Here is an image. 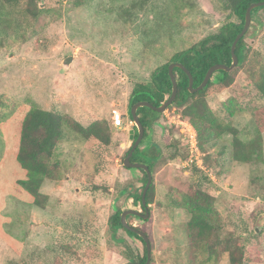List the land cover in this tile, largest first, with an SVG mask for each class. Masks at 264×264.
Listing matches in <instances>:
<instances>
[{
  "label": "rangeland",
  "instance_id": "1",
  "mask_svg": "<svg viewBox=\"0 0 264 264\" xmlns=\"http://www.w3.org/2000/svg\"><path fill=\"white\" fill-rule=\"evenodd\" d=\"M75 1L0 3V264H125L120 238L144 255L145 244L123 229L117 240L109 234L116 210H143L135 198L145 174L124 165L136 127L129 115L131 94L176 53L229 20L216 0ZM28 9L45 11L35 19ZM244 36V60L231 70V84L212 88L204 98L222 123L248 141L255 130L249 108L256 102L248 69L264 62V8L253 13ZM218 76L216 71L211 78ZM234 100L231 111H221ZM191 105L196 101L169 105L144 134L141 156L155 157L150 216L128 221L148 234L150 264H231V251H223L222 243L211 259L207 252L188 251L191 213L173 200L189 190L198 168L212 180L204 188L222 216L221 237L229 245L235 237L243 251L235 253L249 260L244 264H264V154L248 164L236 162L233 129L203 149L187 112ZM33 107L68 114L85 126L106 119L112 128V143L104 146L65 126L67 136L59 140L38 194L24 183L27 174L17 159L21 123ZM115 111L123 116L121 127L114 124ZM207 154L218 164H208Z\"/></svg>",
  "mask_w": 264,
  "mask_h": 264
},
{
  "label": "trees",
  "instance_id": "2",
  "mask_svg": "<svg viewBox=\"0 0 264 264\" xmlns=\"http://www.w3.org/2000/svg\"><path fill=\"white\" fill-rule=\"evenodd\" d=\"M21 0H0V3H7L10 6H15ZM89 0H76V5H83ZM218 7L228 12V19L216 32L209 34L201 39L198 43L190 48L176 53L170 62L163 64L152 72L151 80L146 83H138L131 94V105L129 109L130 119L133 120L131 114V107L139 101H148L156 106L165 102L172 93L173 83L169 75V65L172 62H181L186 66L193 75L194 87H198L207 70L214 64L223 63L231 65L233 62L231 47L237 35L243 30L245 24L246 11L250 4L263 0H216ZM264 8V6L257 7L252 10V15L256 10ZM44 12V9L32 11L28 9L35 19ZM235 17L236 20H230ZM243 36L236 48V54L239 62L244 60L246 44ZM177 82L178 94L172 104L179 107L185 106L189 101L195 100V106L187 110L189 115L193 118V122L199 129L201 146L206 149V145H212L216 138L221 136L223 132L228 129H233L235 135L233 141V159L239 164H248L254 158L262 157L263 150V133H264V62L260 65H253L248 69L252 82L256 88L255 103L250 106L249 111L254 116L255 130L250 133L251 137L248 141H241L239 134L235 128L227 123H222L217 116V112H213L207 107L204 96L212 89L221 87L225 88L231 84V71L226 72L219 70L217 80L212 78L207 85L197 91L191 92L189 90V76L181 68L174 69ZM231 102V101H230ZM227 102L223 104L221 111L229 112L232 110L234 104ZM138 115L145 128V136L148 135L149 129L156 122V119L161 116L163 112H157L150 107L143 106L138 108ZM65 126L69 129L76 131L83 138H95L99 142L108 146L112 143V128L106 119H99L91 124L85 126L68 114H63L53 110L43 109L41 107H33L24 117L20 128V145L17 152V159L20 166L26 171L27 180H24L26 186L34 193L38 194L40 190L41 180L43 177L48 176L53 164L52 158L58 146V142L67 136ZM138 137V130L135 127L134 140L130 148L126 151V156L132 149V146ZM226 149L222 147L221 153ZM143 148L139 144L134 150L132 161L146 163L150 170L153 171L154 158L153 156L144 158L141 156ZM143 154V153H142ZM146 155V154H145ZM206 161L210 165H217L216 160L211 159L210 154H207ZM131 169V168H129ZM144 172L145 178L143 182V189L135 198V201L141 202L144 187L148 180L147 173ZM212 183L210 177L202 170L195 168L192 174V181L190 188L187 192L183 193L180 197L174 198L173 203L176 207L187 208L191 213V219L187 224L189 246L188 251L191 256L198 250L208 253V258L211 259L216 252V246L219 243L225 245L223 251H231L230 262L231 264H244L245 256L239 257L235 251L242 250L236 249L235 237L231 235L229 240L220 235L222 228V216L217 209L216 199L205 188V184ZM152 185L147 191V203H151ZM143 206V205H142ZM122 210H116L110 217V231L113 237L117 240V233L123 229L128 235L141 240L144 244L143 238L123 226L121 214ZM133 215H129L127 219ZM256 231V230H255ZM124 246L121 250L122 256L131 262L145 263L147 261V248L145 244L144 255L140 256L132 247L126 242L125 239L117 240ZM232 247L231 249L229 246ZM63 250L70 252L68 246H64ZM61 259V258H60ZM59 259V261H60ZM58 261V262H59ZM58 264V263H57Z\"/></svg>",
  "mask_w": 264,
  "mask_h": 264
},
{
  "label": "water",
  "instance_id": "3",
  "mask_svg": "<svg viewBox=\"0 0 264 264\" xmlns=\"http://www.w3.org/2000/svg\"><path fill=\"white\" fill-rule=\"evenodd\" d=\"M261 6H264V0L259 1V2H254V3L250 4V6L248 7V9L246 11L245 24H244L243 30L237 35V37L234 40L232 47H231L232 58H233V62L231 65H226L223 63H217V64L212 65L207 70L206 75H205L202 83L198 87H194V78H193V75L190 72V70L186 66H184L181 62H172L169 65V75H170V78H171L172 83H173L172 93H171L170 97L159 106H156V105H154L148 101H139V102H136L135 104L132 105L131 114L133 116V120L136 123V127L138 129V137L136 138V140L132 146V149L129 151L128 155L125 157L124 165L127 168L143 169L148 175V180H147V183L144 187L143 196H142V205H143V207H146V211L144 213V212L139 211V210L126 209L122 212L121 219H122L123 226L126 229H128L134 233H137L138 235H140L143 238V240L146 244V248H147V261L145 263L127 261L125 264H150L151 259H152V246H151V241H150L148 234L145 231L138 228L137 226L129 223V221L127 219V217L129 215H135V216L141 217L143 220L148 219L150 216V211L147 209L148 203H147V199H146V194H147V191L153 182L152 171L150 170L149 166L146 163L133 162L132 161V156H133L134 150L141 143L143 136H144V133H145V128L141 122L140 116L137 113L138 108L143 107V106H147V107L152 108L153 110H156L157 112H164L167 109V107L174 102V100L178 94V82H177V78H176V75L174 72V69L176 67L184 70L187 73V75L189 76V86L188 87H189V90L191 92H197V91L203 89L207 85V83L210 81L212 75L216 71L224 70L226 72H230L231 70H233V68L236 66V64L239 61V58L236 54L237 44H238L239 40L245 35L246 31L248 30V28L251 24L252 10L257 8V7H261ZM72 60H73L72 56L67 57L66 60L64 61V64L68 65ZM131 138L134 139V131L132 132Z\"/></svg>",
  "mask_w": 264,
  "mask_h": 264
},
{
  "label": "built area",
  "instance_id": "4",
  "mask_svg": "<svg viewBox=\"0 0 264 264\" xmlns=\"http://www.w3.org/2000/svg\"><path fill=\"white\" fill-rule=\"evenodd\" d=\"M122 114L119 111H115L114 116H113V120H114V124L118 127L122 126ZM132 122V121H131ZM187 134L193 144L194 139H195V134L191 131V129L187 130Z\"/></svg>",
  "mask_w": 264,
  "mask_h": 264
},
{
  "label": "flooded vegetation",
  "instance_id": "5",
  "mask_svg": "<svg viewBox=\"0 0 264 264\" xmlns=\"http://www.w3.org/2000/svg\"><path fill=\"white\" fill-rule=\"evenodd\" d=\"M148 206H149V205H148ZM142 209H143L142 212H145V211H146V207H143V206H142ZM147 209L149 210V207H147ZM149 211H150V210H149ZM139 218L142 219L141 217H139ZM142 220H143V219H142Z\"/></svg>",
  "mask_w": 264,
  "mask_h": 264
}]
</instances>
